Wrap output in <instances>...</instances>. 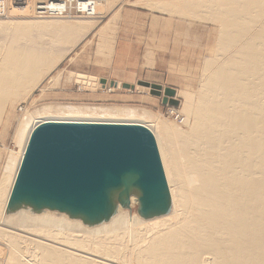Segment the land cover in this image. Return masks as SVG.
<instances>
[{"label": "bare ground", "instance_id": "bare-ground-1", "mask_svg": "<svg viewBox=\"0 0 264 264\" xmlns=\"http://www.w3.org/2000/svg\"><path fill=\"white\" fill-rule=\"evenodd\" d=\"M25 1L23 12L29 16L31 2ZM43 1L34 0V16L22 18L25 26L68 27L78 35L93 30L116 0H89L80 16L61 14L70 9V0ZM164 1L154 0L161 11ZM168 4L171 13L196 14L218 26L201 88L186 93L183 111L191 125L185 131L172 128L129 108L54 104L24 109L13 137L17 151H8L0 177V238L6 243L0 264H264V0ZM58 18L71 22L61 27L50 22ZM9 48L0 59V117L7 104L29 97L58 64L49 54ZM77 79L84 89L96 82L82 75ZM122 85L128 84L113 83ZM44 123L149 130L168 187L169 212L150 219L132 212L138 205L135 191L126 208L115 204L110 218L96 225L47 209H8L31 133Z\"/></svg>", "mask_w": 264, "mask_h": 264}, {"label": "rangeland", "instance_id": "rangeland-1", "mask_svg": "<svg viewBox=\"0 0 264 264\" xmlns=\"http://www.w3.org/2000/svg\"><path fill=\"white\" fill-rule=\"evenodd\" d=\"M24 1L3 0L5 13L0 14V59L6 58L7 48L14 45L41 55L49 54L53 61L58 59V64L29 97L7 104L2 111L0 177L8 153L17 151L13 137L24 109L33 111L54 104L129 108L150 113L170 127L188 129L192 120L183 111L186 95L195 94L201 88L203 67L215 41L217 23L200 16L195 18L194 13V16L171 13L169 0L164 1L162 11L155 6L159 3L155 4L154 0H116L93 30L77 35L68 27L38 29L32 24L25 26L22 18L33 17L35 9L34 0H30L32 12H28L29 16L25 14ZM146 2L155 7L150 4L149 9ZM50 22L61 27L71 21L58 18ZM77 75L94 77L96 82L84 89L85 86L78 83ZM111 83L128 84L132 88L114 87ZM138 83L161 87L160 96L153 95V89L142 88ZM166 88L174 91V96L167 99L176 105L162 103ZM20 106L23 109L18 111ZM137 210L138 205H134L132 212ZM5 245L0 238V259Z\"/></svg>", "mask_w": 264, "mask_h": 264}, {"label": "water", "instance_id": "water-1", "mask_svg": "<svg viewBox=\"0 0 264 264\" xmlns=\"http://www.w3.org/2000/svg\"><path fill=\"white\" fill-rule=\"evenodd\" d=\"M138 85L160 96L159 86ZM163 94L166 104L174 91L166 88ZM134 191L142 218L169 212L168 187L149 130L124 124L44 123L31 133L7 207L47 209L96 225L110 218L115 204L126 208Z\"/></svg>", "mask_w": 264, "mask_h": 264}, {"label": "built area", "instance_id": "built-area-1", "mask_svg": "<svg viewBox=\"0 0 264 264\" xmlns=\"http://www.w3.org/2000/svg\"><path fill=\"white\" fill-rule=\"evenodd\" d=\"M58 0H44L41 4L43 5H50L51 3H55ZM89 0H70L71 3V7L69 10H63L61 12V14H68V15H72V16H80L82 15V11L83 9L81 8V5H83V3H87V5H91L89 2ZM46 8V6H44Z\"/></svg>", "mask_w": 264, "mask_h": 264}, {"label": "crops", "instance_id": "crops-1", "mask_svg": "<svg viewBox=\"0 0 264 264\" xmlns=\"http://www.w3.org/2000/svg\"><path fill=\"white\" fill-rule=\"evenodd\" d=\"M3 3H4L3 0H0V14H2V13L4 14V13H5V11H4V9H5V5H3ZM25 3H26V1H24V2L22 3V8H23V9H24V7H25V6H24ZM2 6H3V7H2ZM2 9H3V10H2ZM3 14H2V15H3ZM0 22H1V20H0Z\"/></svg>", "mask_w": 264, "mask_h": 264}]
</instances>
